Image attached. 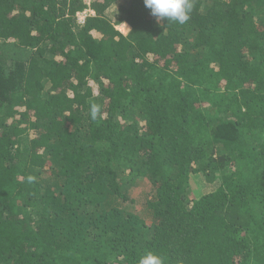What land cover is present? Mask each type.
Instances as JSON below:
<instances>
[{
    "label": "trees",
    "instance_id": "obj_1",
    "mask_svg": "<svg viewBox=\"0 0 264 264\" xmlns=\"http://www.w3.org/2000/svg\"><path fill=\"white\" fill-rule=\"evenodd\" d=\"M191 2L0 0V264H264V0Z\"/></svg>",
    "mask_w": 264,
    "mask_h": 264
},
{
    "label": "clouds",
    "instance_id": "obj_2",
    "mask_svg": "<svg viewBox=\"0 0 264 264\" xmlns=\"http://www.w3.org/2000/svg\"><path fill=\"white\" fill-rule=\"evenodd\" d=\"M143 4L158 21L171 20L181 25L190 19L193 9L191 0H143ZM99 111V106H92L91 116L93 119L96 118ZM138 264H164V259L162 256L148 251L140 256Z\"/></svg>",
    "mask_w": 264,
    "mask_h": 264
},
{
    "label": "rangeland",
    "instance_id": "obj_3",
    "mask_svg": "<svg viewBox=\"0 0 264 264\" xmlns=\"http://www.w3.org/2000/svg\"><path fill=\"white\" fill-rule=\"evenodd\" d=\"M90 3V2H89ZM81 15H79L80 17ZM80 22V21H79ZM81 23V22H80ZM115 29L122 35L126 36L130 31L129 26L126 23H121L115 26ZM218 185V180H216L212 185L206 182L202 174L192 175L189 183L188 195L190 198L197 199L206 193L214 190ZM150 191V185L144 182L139 188L133 189L130 199L126 202V205L132 212H141L142 204L144 202V194ZM126 206V207H127Z\"/></svg>",
    "mask_w": 264,
    "mask_h": 264
},
{
    "label": "built area",
    "instance_id": "obj_4",
    "mask_svg": "<svg viewBox=\"0 0 264 264\" xmlns=\"http://www.w3.org/2000/svg\"><path fill=\"white\" fill-rule=\"evenodd\" d=\"M85 4H89L91 0H82ZM85 15L82 14L80 17L78 16V21L83 22Z\"/></svg>",
    "mask_w": 264,
    "mask_h": 264
}]
</instances>
